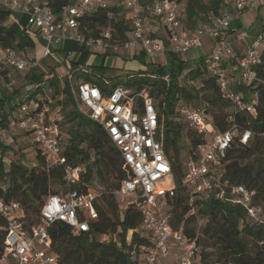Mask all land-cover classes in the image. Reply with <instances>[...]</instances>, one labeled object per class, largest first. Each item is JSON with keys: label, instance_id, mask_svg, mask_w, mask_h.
Returning <instances> with one entry per match:
<instances>
[{"label": "trees", "instance_id": "16d2710c", "mask_svg": "<svg viewBox=\"0 0 264 264\" xmlns=\"http://www.w3.org/2000/svg\"><path fill=\"white\" fill-rule=\"evenodd\" d=\"M40 1L51 8L56 16L73 3V0ZM153 1L139 0L141 4ZM171 1L177 4L184 2V20L192 25L207 12L212 14L214 20L226 6L224 0H208L207 4L201 0ZM179 19L182 23L180 15ZM260 28L261 23L258 30ZM78 29L86 40L97 39L102 37L103 32L109 31L110 41L121 44L129 37L128 13H121L116 3L105 8L95 7L79 18ZM33 38L17 19L0 9L1 49L11 47L19 54H25L24 57L33 59ZM77 48L89 46L77 44ZM240 54L235 53L232 60L221 65L229 70V75L235 80L231 83L232 88L241 93L245 100L255 94L257 102L254 113L236 111L232 103L222 97L207 55L193 61L185 59L182 54L167 52L164 62L155 64L140 52L134 57L147 68L137 70L136 74L129 73L123 82L117 79L119 75L104 77L107 72L115 71L108 66L86 68L76 63L70 64L75 83H92L103 90L122 83L132 91L142 87L149 89L158 112L162 134L160 139L174 183L173 195L166 194L165 197L170 207L167 211L168 220L173 229L180 230L189 239H196L198 249L194 264H264V84H246L239 79L237 58ZM259 55L260 61L254 69L264 79V51L260 50ZM150 64L155 65L150 67ZM63 65L65 67L68 64ZM57 67L61 69L60 65L55 64L47 73L32 69L24 76L23 85H27L24 90L18 87L7 94L0 92V127L6 128L11 123L15 131L21 132L16 127L20 104L33 100L41 104L43 99L37 96L46 95V91L52 92L57 105L65 104L58 110L61 111V121L59 118L55 121L60 128V141L67 162L84 166L80 182L75 188L85 190L97 185L102 194L95 203L98 218L92 222L89 231L73 234L71 228L61 221L49 225L48 232L59 258L58 264H139L144 256L143 248L148 244L146 234L141 229V214L131 204L121 207L120 198L112 193L126 176L119 152L102 126L79 111L71 95L70 83L66 78L61 79L56 72ZM61 71L63 73V69ZM7 75L6 69H3L1 77ZM199 78H202L200 86H194L193 81ZM185 106L206 111L214 133L227 129L229 114L233 115L239 132H250L245 143L235 136L220 160L217 174L229 184L243 185L254 191V202L263 209L257 220L248 218L240 204L218 198L215 192L193 193L182 184L184 167L180 152L188 146L187 154L192 155L196 146L204 140L188 126L180 113V108ZM178 118L183 120L185 126L178 122ZM64 128L68 129L64 131ZM21 133L28 136L24 131ZM31 143L35 146V162L29 166L24 162L22 152H12L10 145L0 139V197L19 202L27 225L40 221L39 207L43 198L58 192L53 189V185L66 186L62 167L48 165L43 150ZM2 222L0 220V226ZM129 231L131 237L128 240ZM106 236L116 239H107ZM2 238L3 230L0 229V243ZM132 249L133 257L130 254ZM168 262L176 264L173 258L172 261L166 258L161 264Z\"/></svg>", "mask_w": 264, "mask_h": 264}, {"label": "built area", "instance_id": "2783aa9c", "mask_svg": "<svg viewBox=\"0 0 264 264\" xmlns=\"http://www.w3.org/2000/svg\"><path fill=\"white\" fill-rule=\"evenodd\" d=\"M120 5L128 13L130 32L123 43H112L109 31L97 39H85L79 32V18L95 7L105 8L110 3ZM226 6L221 15L210 25L185 28L179 19L177 4L171 0H154L141 4L139 0H73L61 15L56 16L51 8L40 0H0V9L9 14L21 12L26 16L25 29L32 28L43 43L41 58H26L17 50L8 47L0 51V78L2 70L35 69L43 58L63 65L69 56L60 55L57 46L64 40L77 44L109 48L114 45L124 48H139L146 56L165 55L167 52L186 54L190 49L202 46L204 38L210 39L206 54L215 77L218 91L229 100L234 110L255 112V94L250 99L236 92L231 83L235 80L229 70L221 64L235 56L234 49L225 37L230 21L243 10L256 9L264 0H224ZM28 31V30H27ZM246 33L239 37H245ZM264 41V19L261 28L249 39L237 58L239 79L246 83H262L255 71L259 63L260 46ZM61 77V76H60ZM62 77L70 83L71 95L77 108L84 115L102 126L122 160L126 176L112 193L119 198H128L129 204L141 214V229L148 244L143 248L144 256L139 264H161L173 258L176 264H194L198 249L196 239H189L180 230L171 227L167 215L166 194L172 196L174 183L171 166L161 143V126L158 112L147 87L132 91L122 84L103 90L102 87L73 81L70 65L63 69ZM50 100L22 102L18 108L16 127L26 132L31 141L43 150L48 165L61 166L66 188L43 198L39 207L40 221L27 225L22 209L15 200L0 197V220L3 238L0 243V264H58L52 239L48 232L54 221L64 222L73 234L87 232L98 218L95 203L102 191L99 186L78 190L84 172L83 165H73L66 160L60 141V128L55 121ZM84 108V110H83ZM203 109L181 107L180 113L188 126L204 140L192 155H187L182 184L193 193L215 192L216 197L240 204L250 219L257 220L263 209L254 202V191L243 185H232L221 180L217 174L220 160L234 141L235 136L245 143L250 135L247 130L238 131L233 115L227 117L225 131L214 133ZM193 212V209L191 210Z\"/></svg>", "mask_w": 264, "mask_h": 264}, {"label": "rangeland", "instance_id": "374dc122", "mask_svg": "<svg viewBox=\"0 0 264 264\" xmlns=\"http://www.w3.org/2000/svg\"><path fill=\"white\" fill-rule=\"evenodd\" d=\"M203 4H207L208 0H201ZM113 4L112 1L110 3ZM184 2L182 4H179L178 12L180 15L181 20L185 19V13L183 8ZM118 8H120L121 13L126 10L122 9L120 5H117ZM202 16V15H201ZM264 19V4L258 6L256 9H246L237 14L236 17L231 19L229 29L225 31V37L230 43L231 47L234 49L235 53H241L243 48L248 43L249 39H251L256 32L258 31L260 27V23ZM17 20L19 21L20 25L22 27H26V16L20 15L18 16ZM183 26L185 28L193 29L196 26H206L210 25L213 21V16L210 14V12H207L205 16H203L201 19L197 21L195 25L190 24L188 21H183ZM30 35H35L34 30L32 28L27 29ZM234 35H233V34ZM243 33H246L245 37H239L240 35H243ZM232 34V35H231ZM34 39V45H35V57L41 58L42 55V41L38 39L37 37ZM210 39L204 38L202 41V46L196 49H190L186 54H183V57L187 60H196L197 57L204 56L208 53ZM64 50V48H62ZM69 50V59L67 64L70 65L71 63H76L78 65H82L87 68V66H95V65H104L108 66L110 68H113L115 71L114 73L107 72L104 77L108 78L111 75H119L117 79L120 82H123L127 79V75L129 73H135L137 70H145L147 67L140 63L137 57H134V55H139L141 52L139 48H124L123 46H116L114 45L109 48H101L100 46L92 45L89 46V48H70ZM2 49L0 48V51ZM260 50L264 51V41L261 43ZM21 56L25 55L20 53ZM61 55V54H60ZM145 55V54H144ZM165 55H158L153 56L149 55L147 56V59L150 61H153L156 63H163ZM24 57V56H23ZM195 58V59H194ZM192 61V62H193ZM86 64V65H85ZM155 64L151 65L150 67H153ZM192 65L194 63H191ZM61 69H64V65H60ZM55 67V63L50 58H43L39 61L37 67L34 69L36 72H44L47 73L50 68ZM149 67V66H148ZM57 67L56 72L57 74H60L59 76L62 77V71ZM30 71V69H25L22 71H14L11 70V72L4 78H0V92H3V94L10 93L15 88L20 87L21 91L24 90L27 85H23L25 83V75L26 73ZM202 78L196 79L193 81V85L199 87L200 81ZM111 83V82H110ZM119 83V82H118ZM123 84V83H122ZM40 99H46L50 100V106L53 111V116L56 119H60L61 117V111H58L62 106L65 104H56V100L52 98V92L46 91V95L44 96H37ZM71 106L70 104H67ZM84 110V108H83ZM63 120V119H62ZM61 121V119H60ZM178 122H180L183 126L184 122L182 119L178 118ZM68 127V126H67ZM68 129V128H67ZM64 128V131L67 130ZM0 139L7 142L10 147L12 148V152L18 150L22 152L24 156V162H26L29 166H32L34 164V154H35V146L31 143L30 138L18 131H15L13 129V126L11 123H9L8 127L1 128L0 127ZM188 153V146H185L183 150L180 152L182 165L185 170L186 160H187V154ZM5 167H7L5 165ZM66 186H60V185H53V189L55 190H62L65 189ZM120 205L121 207H125L129 200L128 198H120ZM170 207L168 206L167 209ZM131 237V232L129 231L127 234V239L129 240ZM107 239H116L112 236H106ZM104 239V238H102ZM134 248V246L132 247ZM131 257L134 256L133 249L130 251ZM172 261V260H171ZM136 264V263H135ZM168 264H174L173 262H168Z\"/></svg>", "mask_w": 264, "mask_h": 264}, {"label": "crops", "instance_id": "0c3cea01", "mask_svg": "<svg viewBox=\"0 0 264 264\" xmlns=\"http://www.w3.org/2000/svg\"><path fill=\"white\" fill-rule=\"evenodd\" d=\"M11 15V17L13 18V19H17L18 18V16H20V15H24V14H22L21 12H15V13H11L10 14ZM229 30H231V29H229ZM233 34V33H232ZM231 34V35H232ZM234 35V34H233ZM209 47H210V42H209ZM57 48L60 50V54H62V55H66V54H68V56H70V52H69V50H71L70 48H77V43L74 41V40H64V41H62L58 46H57ZM62 48H64V50L62 49ZM209 49L210 48H208V52H209ZM195 59V58H194ZM86 65V64H85ZM82 66V65H81ZM169 260H172V258L171 257H169L168 258Z\"/></svg>", "mask_w": 264, "mask_h": 264}, {"label": "water", "instance_id": "95a60500", "mask_svg": "<svg viewBox=\"0 0 264 264\" xmlns=\"http://www.w3.org/2000/svg\"><path fill=\"white\" fill-rule=\"evenodd\" d=\"M204 113H206V111Z\"/></svg>", "mask_w": 264, "mask_h": 264}]
</instances>
